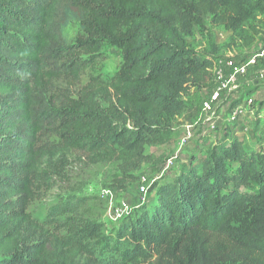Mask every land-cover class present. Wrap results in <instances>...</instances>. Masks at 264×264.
I'll return each mask as SVG.
<instances>
[{"label": "trees", "instance_id": "16d2710c", "mask_svg": "<svg viewBox=\"0 0 264 264\" xmlns=\"http://www.w3.org/2000/svg\"><path fill=\"white\" fill-rule=\"evenodd\" d=\"M263 15L264 0H0V264H264V149L236 139L155 186L116 239H93L77 198L31 212L74 155L117 164L114 192L137 182L185 98L213 87L218 55L189 39L209 23L249 46ZM105 45L122 55L109 80Z\"/></svg>", "mask_w": 264, "mask_h": 264}, {"label": "rangeland", "instance_id": "374dc122", "mask_svg": "<svg viewBox=\"0 0 264 264\" xmlns=\"http://www.w3.org/2000/svg\"><path fill=\"white\" fill-rule=\"evenodd\" d=\"M80 19V13L77 10L72 11L70 21L64 29L68 43H73L81 33ZM258 26L259 33L249 46L232 42L231 32L213 27L209 23L206 30H199L189 39V48L199 54L212 53L218 55L217 60L234 56L239 62H248L256 57L257 65L248 70L246 77L238 79L237 85L232 86V93L223 97L222 105H215L216 114L213 117L203 110V104L209 100L207 91L193 89L185 98L188 111L173 120L169 129L164 131L163 143L156 147H147L146 152L152 156L153 161L143 165L135 173L137 182L129 184L124 192H114L112 187L115 179L121 178L117 164L91 165L82 156L74 155L71 158L68 180L60 182L59 187L46 201L36 203L31 208L33 215L45 220L47 209L57 204L60 198H77L81 216L95 224L96 230H91L93 239L101 241L107 236L116 239V232L140 207L153 204L152 189L155 186L172 181L181 175L184 168L204 161L213 148L224 142L229 144L226 138L231 141L240 140L254 150H263L264 15L260 17ZM102 53L105 61L94 74L109 80L119 71L122 55L119 50L106 45L103 46ZM87 80L88 77H84V83ZM248 99L253 100V105L244 109L239 121L233 125L228 121L230 111L239 106L243 108L241 105ZM247 192L254 193V189ZM122 241L126 243L124 239Z\"/></svg>", "mask_w": 264, "mask_h": 264}, {"label": "built area", "instance_id": "2783aa9c", "mask_svg": "<svg viewBox=\"0 0 264 264\" xmlns=\"http://www.w3.org/2000/svg\"><path fill=\"white\" fill-rule=\"evenodd\" d=\"M257 58L253 57L248 62H239L234 59V56L228 57L225 60H219L216 67L212 71L213 87L209 93V100L203 105V110L212 117L216 114L215 105H221L224 102V96L232 93V86L237 85L238 79L246 77L248 70L251 67H256ZM236 89V87H234ZM229 92V93H227ZM253 105V100L248 99L241 105L243 108L236 107L230 111L228 121L233 125L239 121L240 115L244 109L250 108Z\"/></svg>", "mask_w": 264, "mask_h": 264}, {"label": "crops", "instance_id": "0c3cea01", "mask_svg": "<svg viewBox=\"0 0 264 264\" xmlns=\"http://www.w3.org/2000/svg\"><path fill=\"white\" fill-rule=\"evenodd\" d=\"M203 91H204V90H203ZM205 92H206V91H205ZM222 104H223V103H222ZM222 104H221V105H222ZM239 141H240V140H239ZM228 142H231V139H229Z\"/></svg>", "mask_w": 264, "mask_h": 264}]
</instances>
